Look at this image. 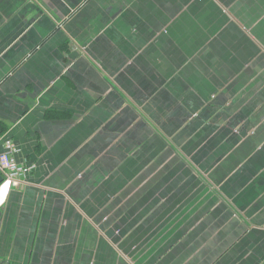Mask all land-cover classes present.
<instances>
[{"label": "crops", "instance_id": "1", "mask_svg": "<svg viewBox=\"0 0 264 264\" xmlns=\"http://www.w3.org/2000/svg\"><path fill=\"white\" fill-rule=\"evenodd\" d=\"M0 264H264V0H0Z\"/></svg>", "mask_w": 264, "mask_h": 264}, {"label": "built area", "instance_id": "2", "mask_svg": "<svg viewBox=\"0 0 264 264\" xmlns=\"http://www.w3.org/2000/svg\"><path fill=\"white\" fill-rule=\"evenodd\" d=\"M5 148V152L0 155V173L4 177V181L0 186V194L7 198L13 189L22 188V181L33 167H28L17 161L15 156L19 150L13 142L8 141ZM5 185H7V188H5Z\"/></svg>", "mask_w": 264, "mask_h": 264}, {"label": "trees", "instance_id": "3", "mask_svg": "<svg viewBox=\"0 0 264 264\" xmlns=\"http://www.w3.org/2000/svg\"><path fill=\"white\" fill-rule=\"evenodd\" d=\"M6 132V128L3 127L1 124H0V134H3Z\"/></svg>", "mask_w": 264, "mask_h": 264}, {"label": "water", "instance_id": "4", "mask_svg": "<svg viewBox=\"0 0 264 264\" xmlns=\"http://www.w3.org/2000/svg\"><path fill=\"white\" fill-rule=\"evenodd\" d=\"M3 181H4V177H3V175L0 173V186H1V184L3 183Z\"/></svg>", "mask_w": 264, "mask_h": 264}, {"label": "snow or ice", "instance_id": "5", "mask_svg": "<svg viewBox=\"0 0 264 264\" xmlns=\"http://www.w3.org/2000/svg\"><path fill=\"white\" fill-rule=\"evenodd\" d=\"M5 188H7V185H5Z\"/></svg>", "mask_w": 264, "mask_h": 264}, {"label": "rangeland", "instance_id": "6", "mask_svg": "<svg viewBox=\"0 0 264 264\" xmlns=\"http://www.w3.org/2000/svg\"><path fill=\"white\" fill-rule=\"evenodd\" d=\"M28 167H32V166H28Z\"/></svg>", "mask_w": 264, "mask_h": 264}]
</instances>
